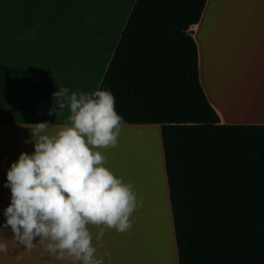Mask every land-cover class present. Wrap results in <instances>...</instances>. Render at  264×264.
Here are the masks:
<instances>
[{
    "label": "trees",
    "instance_id": "16d2710c",
    "mask_svg": "<svg viewBox=\"0 0 264 264\" xmlns=\"http://www.w3.org/2000/svg\"><path fill=\"white\" fill-rule=\"evenodd\" d=\"M205 0H135L99 84L160 123L178 264H264V124H220L190 27Z\"/></svg>",
    "mask_w": 264,
    "mask_h": 264
},
{
    "label": "crops",
    "instance_id": "0c3cea01",
    "mask_svg": "<svg viewBox=\"0 0 264 264\" xmlns=\"http://www.w3.org/2000/svg\"><path fill=\"white\" fill-rule=\"evenodd\" d=\"M61 0H2L0 15V224L5 222L4 209L10 204V189L5 187L6 171L16 161L20 152L32 153V143L24 141L30 137L31 124L48 121L56 124L50 129L55 132L63 126L67 115L56 118L48 115L52 107V93L60 87L72 91L77 89L92 92L99 87L108 62L126 23L129 12L110 43L96 41L92 52L93 65L89 76L76 84L72 77L55 73L56 68L47 62L36 63L39 49L49 48L50 33L11 31L12 24H47L63 22L59 13L66 12V3ZM1 6V0H0ZM190 29L196 46L197 78L204 96L215 111L220 124H264V0H205L198 20ZM59 31V30H58ZM59 35V34H58ZM65 36L59 35L56 47L66 44ZM41 40V41H31ZM107 44L110 45L108 54ZM107 54V56H106ZM94 79V80H92ZM227 104V105H226ZM160 123H124L118 138V146L100 149L107 156L105 167L131 183L143 197V206L130 217L132 228L126 233L105 228V235L97 239L99 227L89 225L92 244L97 249L96 258L104 264H178L169 190L164 171L159 174L162 188L156 187L153 174L132 182L129 157L131 154L130 133L143 131L148 137L149 129H160ZM142 133V132H141ZM160 133V130H159ZM139 134H135L136 138ZM144 141V140H143ZM144 148L147 140L142 143ZM126 146L127 159L123 161ZM160 146L162 149L161 137ZM136 167V166H135ZM144 167V164L143 166ZM158 189V193H157ZM160 194V196H159ZM163 212L168 220V234L163 235V246L152 241L155 233L156 212ZM157 216V218H154ZM148 221L151 223L148 226ZM150 228L147 230V226ZM104 227V226H100ZM154 230V231H153ZM148 234L150 254L144 250V233ZM9 253H0V264H73L69 259L58 260L46 249L48 241L40 243L31 251L17 246L9 230L4 234ZM2 242V241H0ZM157 250L158 252H156ZM160 251V252H159ZM107 254V255H105Z\"/></svg>",
    "mask_w": 264,
    "mask_h": 264
},
{
    "label": "clouds",
    "instance_id": "9594fccd",
    "mask_svg": "<svg viewBox=\"0 0 264 264\" xmlns=\"http://www.w3.org/2000/svg\"><path fill=\"white\" fill-rule=\"evenodd\" d=\"M52 97L48 115L69 114L55 132L50 129L56 124L48 121L31 124L24 142L32 143L34 151H21L6 171L4 186L11 196L0 224V253H9L4 234L10 228L16 245L28 251L39 237L58 260L104 264L96 258L88 226L99 227L98 240L105 228L126 233L132 228L130 217L143 206L134 186L105 167L107 156L100 151L118 146L124 120L108 89L60 87Z\"/></svg>",
    "mask_w": 264,
    "mask_h": 264
},
{
    "label": "rangeland",
    "instance_id": "374dc122",
    "mask_svg": "<svg viewBox=\"0 0 264 264\" xmlns=\"http://www.w3.org/2000/svg\"><path fill=\"white\" fill-rule=\"evenodd\" d=\"M66 3L63 9L64 13H59L60 16L65 18L63 22H53L47 24H23V29L19 30L18 24L11 31L23 32H37V33H50L49 41L52 45L49 48H44L43 52L39 49L37 53L36 63L47 62L54 66L55 73H62L72 77L76 84L82 80H86L89 76L88 71H91L93 60L92 52L94 50V43L96 41L110 43L118 33L120 26L126 16V13L131 5L132 0H61L60 3ZM2 0L0 6V15L2 12ZM59 30V31H58ZM65 36V42L59 46H55V41L64 42L63 39H57L59 35ZM41 41V40H31ZM110 45L107 44L106 53L108 54ZM106 54V56H107ZM94 80V79H92ZM158 128L153 127L149 129L148 134L143 136V131H134L130 133L131 154L129 161L134 174L131 175L130 180L137 182L142 177H147L150 173L153 174L156 181V187L162 188V181L159 174L164 171L162 160V149L160 146V133ZM142 132V133H141ZM139 134L136 138L135 134ZM147 140L148 145L146 149L142 144ZM126 152V153H124ZM126 156V146L123 149L122 159ZM144 164V167H142ZM136 166V167H135ZM157 173V174H156ZM158 176V178H157ZM159 179V180H158ZM159 211V210H158ZM157 214H164L159 211ZM161 217V216H160ZM166 219V215L164 216ZM154 218H157L155 216ZM166 221V220H165ZM148 221V226H150ZM146 225V226H147ZM166 227L162 229V234H168V220L165 222ZM147 226V230L150 229ZM150 232V231H149ZM163 246V238L158 241ZM158 249V247H154ZM160 250V249H158Z\"/></svg>",
    "mask_w": 264,
    "mask_h": 264
},
{
    "label": "bare ground",
    "instance_id": "6f19581e",
    "mask_svg": "<svg viewBox=\"0 0 264 264\" xmlns=\"http://www.w3.org/2000/svg\"><path fill=\"white\" fill-rule=\"evenodd\" d=\"M100 1V0H99ZM227 105V104H226ZM126 153V152H124ZM124 159H126V156H124ZM157 174V173H156ZM158 178V176H157ZM159 180V179H158ZM157 193H158V189H157ZM160 196V194H159ZM161 216V217H160ZM165 214H158V219L155 221V224H154V229H155V233L154 235L152 236V241L153 243L155 244V246H161V238H162V229L164 230V227H166L165 225ZM154 231V230H153ZM148 234H149V231H146V233H144V250L150 254V251L147 247L148 243H149V237H148ZM160 240L161 243H159L158 241ZM156 252H158L157 250H155ZM160 252V251H159Z\"/></svg>",
    "mask_w": 264,
    "mask_h": 264
}]
</instances>
